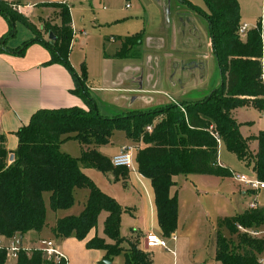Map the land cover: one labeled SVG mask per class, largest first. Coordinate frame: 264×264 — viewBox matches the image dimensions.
Here are the masks:
<instances>
[{
	"label": "trees",
	"instance_id": "trees-1",
	"mask_svg": "<svg viewBox=\"0 0 264 264\" xmlns=\"http://www.w3.org/2000/svg\"><path fill=\"white\" fill-rule=\"evenodd\" d=\"M207 11L183 0L190 9L208 23L212 51L220 73V85L194 102L169 104L131 115L103 116L86 84L87 76L79 77L69 62L74 38L72 15L67 3L56 5L60 25L45 22L43 30L55 40L44 41L37 28L13 7L23 0H0V15L9 23L5 39L16 34L17 23L33 30L36 38L12 49L23 54L33 43L40 42L51 53L50 64H62L72 73L73 94L80 97L84 107L37 111L28 125L17 132L18 147L12 153L14 162L8 164V151L0 137V235L13 238L28 232H41L46 225L44 194H50L52 210H69L75 203V191H89L80 216L59 218L53 228L57 238L87 239L97 227L102 211L108 216L104 223L106 243L97 236L87 241L88 249L107 252L110 262L120 253L125 264H154L152 255L140 248V235L130 241L121 235V220L125 209L117 200L102 192L82 171L81 165L115 175L126 176V168H115L111 159L98 148L112 142L114 132L122 130L138 149L135 156L139 173L150 179L155 193L159 226L164 237H170L178 226L179 198L171 195L174 178L179 175H211L230 177L231 171L219 165V147L224 144L247 166L252 165L255 176L264 181V132L246 139L234 117L237 108L250 104L264 111L263 42L260 22L248 32L245 40L239 33L241 9L238 0H204ZM142 34L127 37L113 56L126 59L128 52L143 43ZM134 58V57H133ZM136 58V57H135ZM150 128V130H149ZM78 141L83 152L73 158L61 151V145ZM258 142L253 154L250 142ZM128 242L129 248L121 244ZM264 255V207L247 208L242 213L219 219L216 228L215 260L221 264H260ZM7 252L0 249V264H6ZM16 264H68L49 259L41 250L21 251Z\"/></svg>",
	"mask_w": 264,
	"mask_h": 264
},
{
	"label": "crops",
	"instance_id": "crops-1",
	"mask_svg": "<svg viewBox=\"0 0 264 264\" xmlns=\"http://www.w3.org/2000/svg\"><path fill=\"white\" fill-rule=\"evenodd\" d=\"M70 1L71 0H40L38 4H31L28 0L27 2L23 0L22 4L17 6V12L23 15L29 23L34 25L40 37L48 42L50 41V34L43 30L44 23H51V21L54 20L52 19V15L59 13V9L56 5L61 3L70 5ZM36 8L38 9V14H40L37 15V17L35 16ZM180 16L181 14L178 15V21ZM35 20L39 22V26L34 23L36 22ZM178 21V26H180V21ZM60 23L61 19L56 21L55 25H60ZM23 26L24 25L20 27L17 26L18 30L16 34L2 41L3 38L7 37L10 26L7 20L0 15V137L4 139V145L8 151V158L18 147L17 132L22 127L29 124L31 117L37 111L43 109L85 106L82 100L72 92L75 88L72 73L62 64H50L51 53L45 45L40 42H35L31 44L23 54L12 50L21 47L24 42L36 38L35 34L31 33V31H26L28 28L25 30L26 26ZM72 27L74 30V23H72ZM194 31L195 32L191 34H186L182 31L180 36L181 40L179 39L180 41L175 47L168 52H163V61L161 63L162 88L160 90L158 89L157 83H153L155 78L151 66L154 58L148 53V51H151L149 48L145 50L143 57L142 54L139 56L140 60L142 59L145 61V64H137L136 62L125 63L122 59L113 58L120 48H118L115 54L106 56L104 62L111 63L110 86L103 89L113 92L114 96L117 97L119 95H125L128 105L123 111L153 109L169 104H181L183 102H194L202 99V97L210 93V89L206 87L205 82L210 74L212 64L217 67V63L213 55L211 40L204 45L194 44L195 36H199V34L196 33L198 32V28H195ZM83 34L86 35V32H83ZM19 35L20 37H18ZM176 47L177 51H180V49L183 50L181 56L174 55ZM205 47L211 49V57L209 59L207 58V54L204 53V55H202V49ZM162 91L165 93L166 97H155V95L161 94ZM138 102L144 103L146 106L139 108L136 106ZM234 117L240 124V131L244 138L250 139L264 132V111L259 110V108L253 106V104L237 108L234 111ZM131 144L132 143L126 137L124 142L115 146V150L111 152L110 155H107L106 151H104L105 147L109 144L99 147L98 150L104 156L112 159L115 155L120 153L122 147L131 146L134 148L136 156L138 146L134 147ZM81 149L83 152V147ZM225 149L227 150L226 146L220 144L219 165L231 171L232 176L189 175L185 177L187 179L190 176L213 177L223 185L235 180L234 172L255 175L252 170V165L247 166L229 151L230 155L227 153L224 154L223 151ZM250 150L253 154L257 152V141L250 142ZM64 153L69 154L68 152ZM134 162L135 170L129 169L126 171V176L124 178L121 176L119 179L122 184H120L121 188L123 187L124 190H128L127 193L134 198V207H129L127 202L120 197L119 190H117L118 194H114V198L125 209L122 218L125 213H130L132 215L135 222L132 233L135 232L136 235L141 236L139 245L140 248L145 250V238L147 235L152 233L163 236V233L159 226L155 193L152 183L150 179L139 173L137 163L135 160ZM81 168L86 175L92 176L93 168L84 165H81ZM177 177L178 176L174 178V181ZM174 187H176V181ZM176 193L179 198V217L177 230L174 234L177 235L178 229L180 228V217L182 214H185V210L184 207H182L183 202L180 200L179 192L177 191ZM171 195H174L172 194V190ZM230 198L231 201H233L232 206H230L228 212L220 214V219L242 213L245 209L249 208L252 203H256L258 207H264V191L254 193L253 191L247 190L241 184L239 189L233 192ZM197 214L202 216L201 223H199L200 232L198 240L195 241V239H191L185 232L186 229L190 228L192 223L189 219L191 223L187 221V223L181 225V237L177 235L178 239L176 242L170 239L168 240L174 253L160 248L147 250L152 255L154 264H221L215 260L216 228L219 220H217L216 223H212L208 217H206V215L203 216V213L200 211ZM58 219L59 218H56V222ZM35 233L38 232L31 231L25 235H18L24 247L34 249L33 246H37L32 240H26L31 234ZM72 238L74 237L63 239L62 247L57 246L68 260V264L70 262V250L64 245V242L67 244L69 242L70 244ZM210 247L212 248L211 254H206L207 248Z\"/></svg>",
	"mask_w": 264,
	"mask_h": 264
},
{
	"label": "rangeland",
	"instance_id": "rangeland-1",
	"mask_svg": "<svg viewBox=\"0 0 264 264\" xmlns=\"http://www.w3.org/2000/svg\"><path fill=\"white\" fill-rule=\"evenodd\" d=\"M187 1L207 11L204 0ZM28 2H31V4H38L40 0H28ZM238 2L241 9V25L246 24L251 30L254 29L259 22L261 25L260 20L264 18V0H238ZM69 4L74 23V38L69 54L70 64L79 77L85 76L86 73V84L91 95L96 100L99 113L103 116L113 118L115 116L131 115L139 111H149L164 107L160 106L153 109L123 111L128 105L125 95L123 94L117 97L114 96L113 92L103 89L110 86L111 73V63L104 62V59L108 55L115 54L118 48H121L127 37L142 34L143 43L141 46H135V48H133L134 50L128 52L131 56L129 55L128 58L123 59V62L145 64V61L141 59L142 62L139 56L142 54L143 57L145 50L149 48L151 51H148V53L154 58L151 66L155 78L153 83H157L159 90L162 88L161 63L163 61V52H168L175 47L181 40L180 36L182 31L186 34H190L192 30L198 28V32L196 33L199 34V36H195L196 38L194 39V44L196 45H204L211 40L206 19L190 9L183 3V0H130L128 2L129 7H127V3L123 0H71ZM13 9L16 12L18 11V8L13 7ZM35 13L36 17L40 15L38 14L37 8ZM180 14L179 22L177 18ZM181 18L184 19L185 27L181 26L183 24ZM52 19L55 21L53 20L51 23L55 25L56 21L60 19L59 13L52 15ZM35 21L34 23L39 26V22L37 20ZM177 21L180 23V26H178ZM21 25L24 24L17 23L16 31ZM27 28L28 27H26L25 30ZM28 29L26 31H31V33L35 34L33 30ZM83 32H86V35L83 34ZM20 35L18 37H20ZM241 38L242 40L246 39V37L242 36ZM204 53L207 54L208 59L211 57V49L209 47L202 49V55H204ZM182 54L183 50L180 49V51H177L176 47L174 55L181 56ZM205 84L206 87L210 89V92L220 85V73L218 67L214 66V64H212L210 74ZM163 91L161 94L155 95V97H166ZM148 97L150 98L149 95ZM136 106L141 108L145 107L146 104L138 102ZM125 139V132L116 130L112 143L104 149L106 154L110 155V153L115 150V146L124 142ZM62 145V152H68L71 157L76 159L81 157L82 145L78 141L68 140ZM131 145L134 147L138 146L135 144ZM223 152L224 154L227 153L230 155L226 149ZM133 170H135V162L133 164ZM238 174L239 172H234V178L235 175ZM87 176L102 192L113 198L114 194H118L117 190H119L120 197L127 202L129 207H134V198L127 193L128 190H124L123 187L121 188L122 184L119 181L121 176L117 178L114 171L104 173L93 169L92 176ZM175 181L176 187L172 189V194H175L177 191L179 192L180 200L183 202L182 207H184L185 210V214H182L180 217V228L178 229L177 235L181 237V225L189 221V223L192 222L195 225L191 223L190 228L186 229L185 232L191 239H195V241L198 240L200 232L199 223H201L202 220V216L197 213L200 211L203 213V216L206 215V217H208L210 222L216 223V221L220 219L221 213L229 211L233 203L230 197L240 186V183L236 181V179L228 184L222 185L213 177L190 176L187 179L185 176L179 175ZM88 196V189H77L75 191L74 205L69 210H61L55 213L51 208L50 194L45 193L46 225L41 232L31 234L26 240H32L37 245L33 246L34 248L41 246L40 243L42 240H52L58 244L57 246L62 247L63 239L57 238L53 233L56 218H63L66 215L80 216L84 211ZM107 216L108 213L106 211L100 213L97 227L89 233L87 239L82 241L72 238L70 244L69 242L68 244L64 242V245L70 250L69 264H101L106 259L107 252L105 250L88 249L86 242L94 236H97L105 239L108 244L113 243V241L106 237L104 232V223ZM134 227L135 222L132 215L130 213H125L121 220L122 237L130 241H135L136 233H132ZM121 245L124 249L129 248L128 242L126 241ZM211 249V247L207 248L206 254H211ZM6 264H16V259H8ZM111 264H125V254L120 253L115 256Z\"/></svg>",
	"mask_w": 264,
	"mask_h": 264
},
{
	"label": "built area",
	"instance_id": "built-area-1",
	"mask_svg": "<svg viewBox=\"0 0 264 264\" xmlns=\"http://www.w3.org/2000/svg\"><path fill=\"white\" fill-rule=\"evenodd\" d=\"M127 3V7H129L128 2L130 0H123ZM261 32H262V42H263V57L262 62L264 64V18H261ZM251 29L248 25H241L239 28V33L242 37H247L248 32ZM150 130V128H149ZM134 148L131 146L122 147L120 153L115 155L111 159V163L115 168H126L133 169L134 164ZM14 162V155H10L8 158V164H12ZM236 181H238L242 186H244L247 190L253 191L254 193H258L264 191V181L258 179L255 175H247V174H238L235 175ZM256 203H252L249 208L255 209L257 208ZM172 240L174 242L177 241L178 237L176 234H172L170 237H164L157 234H149L145 238V242L147 243L148 249L160 248L167 250L169 252H173L174 250L170 247L168 240ZM41 246L37 248H27L24 247L21 239L18 235L13 238H5L0 235V249H5L7 252V259L15 258L17 259L19 253L21 251H32L35 249L41 250L49 259H53L57 263L61 261H68L66 257L60 252L57 248V245L52 240H42ZM260 264H264V255L259 260Z\"/></svg>",
	"mask_w": 264,
	"mask_h": 264
},
{
	"label": "water",
	"instance_id": "water-1",
	"mask_svg": "<svg viewBox=\"0 0 264 264\" xmlns=\"http://www.w3.org/2000/svg\"><path fill=\"white\" fill-rule=\"evenodd\" d=\"M49 38H50V41L52 42L55 40V37L52 34L49 35ZM144 248L146 251L149 250L146 242H145ZM101 264H111V262L105 259Z\"/></svg>",
	"mask_w": 264,
	"mask_h": 264
},
{
	"label": "flooded vegetation",
	"instance_id": "flooded-vegetation-1",
	"mask_svg": "<svg viewBox=\"0 0 264 264\" xmlns=\"http://www.w3.org/2000/svg\"><path fill=\"white\" fill-rule=\"evenodd\" d=\"M181 21H182V23H183V24L181 23V24H182V26H184V27H185V24H184V19H183V18H181ZM193 32H194V30H192V31H191V33H193ZM191 33H190V34H191Z\"/></svg>",
	"mask_w": 264,
	"mask_h": 264
}]
</instances>
